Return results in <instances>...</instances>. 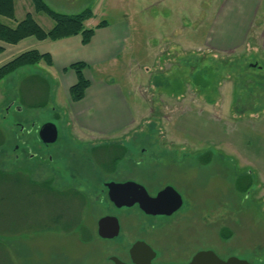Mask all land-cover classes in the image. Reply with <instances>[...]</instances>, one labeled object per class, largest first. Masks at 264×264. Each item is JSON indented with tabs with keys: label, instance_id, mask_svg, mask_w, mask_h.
Returning a JSON list of instances; mask_svg holds the SVG:
<instances>
[{
	"label": "rangeland",
	"instance_id": "obj_1",
	"mask_svg": "<svg viewBox=\"0 0 264 264\" xmlns=\"http://www.w3.org/2000/svg\"><path fill=\"white\" fill-rule=\"evenodd\" d=\"M50 2L58 9L69 4ZM22 3H18V11L24 8ZM221 3L71 0L74 14L89 8L96 21H128L133 37L128 44L170 47L162 48L165 57L158 56L155 64L149 59L139 67L140 79L134 72L132 82H128L125 66V74L117 71L118 67L109 70L108 80L124 91L137 121L134 126L111 138L74 126L71 137L79 138L81 144H95L115 143L129 136L120 141L130 154L125 156L120 173H133L147 181L150 191L161 183L171 184L186 204L171 219L154 222L155 228L148 229L147 221L136 210L118 211L95 198L98 192L93 193L92 186L101 188L93 174L96 166L87 167L84 161L72 166L77 171L71 186L88 203L86 208L77 207L73 196L71 206L58 198L49 204L43 201L42 220L37 215L20 220L0 205V264H112L109 256L126 259L125 252L135 237L148 239L167 256H180V260L201 250L212 251L221 260L233 257L250 264L264 263V49L257 44L264 31V0L253 15L247 44L224 54L206 48L210 25ZM24 9L33 12L32 6ZM36 19L44 29L52 23L43 14ZM179 41L181 49L175 46ZM40 69L39 65L23 67L0 81V169L3 164L10 165L15 145H20L16 135L26 138L15 132V121L55 123L59 128L57 153L61 156L67 149H63L70 137L66 127L73 126V120L67 113L66 90ZM90 77L97 75L92 72ZM44 101L43 108L27 106ZM29 138L36 152V137L32 134ZM134 158L141 160L139 165H133ZM32 165L29 174L34 181L52 179V186L58 190L70 183L67 173L52 178ZM128 167L132 169L124 171ZM238 180L249 183L243 193L236 188ZM59 214L64 218L59 221L61 227L66 218L78 216L83 231L88 232L87 239L73 232L50 231L52 216ZM107 216L118 221L120 236L115 240H104L96 234L98 220ZM30 229L36 235L14 237L15 232Z\"/></svg>",
	"mask_w": 264,
	"mask_h": 264
},
{
	"label": "crops",
	"instance_id": "obj_2",
	"mask_svg": "<svg viewBox=\"0 0 264 264\" xmlns=\"http://www.w3.org/2000/svg\"><path fill=\"white\" fill-rule=\"evenodd\" d=\"M21 1H23L22 5L24 8L25 6H28V8L32 6L30 0H14V19L3 18L1 23L14 28L17 23L25 18L26 14H30L39 25L36 19L39 13H36L34 9L33 12L25 11L24 8L18 11V3L20 5ZM43 1L55 12L74 15L71 12V0H58L62 3H69L62 5L60 9L55 7L50 0ZM260 3L261 0H222L219 10L210 25L206 48L211 52L224 54L235 52V50L247 44L249 30L253 21L252 18ZM101 21L105 20L96 21L93 14V17L85 23L87 29H94V34L86 45L82 44L80 36L57 41H38L29 37L16 45H8L0 41V48L3 49L0 54V67L28 51H37L40 55H49L51 59L50 66H46L44 62H40L38 65L52 80L59 81V84L66 90L68 98L67 113L70 114L72 120L91 133L111 137L129 130L137 121L124 97L122 87L109 81L110 79L108 80L111 74L109 70L118 67L119 69L116 70L121 71L122 74H125L128 70V77L125 76L128 82H132L134 72V77L140 79L139 67L146 64V60L150 59L155 64L158 56L165 57L161 50L162 48H168V46L167 44H136L138 42L128 44L131 39L133 42L128 21L111 23L106 21V27L96 28ZM39 26L44 31H48L53 27V23H49L47 29H44L41 25ZM138 30L139 27L134 31ZM186 42L184 44H187ZM180 44L182 43L179 41L175 46L181 49ZM257 44L264 49V31L260 34V40ZM78 62L87 66L83 71V76L89 82V87L84 92V97L81 101L72 103L69 100L68 91L70 87L75 85L76 76L69 67ZM123 66L128 67V69L125 71ZM92 72L97 75V78L90 77ZM124 149L126 153L123 157L121 168L124 165L125 156L130 155L126 145H124ZM156 159L154 161H157ZM127 169L124 171H127ZM163 185L165 183H161L159 186Z\"/></svg>",
	"mask_w": 264,
	"mask_h": 264
},
{
	"label": "flooded vegetation",
	"instance_id": "obj_3",
	"mask_svg": "<svg viewBox=\"0 0 264 264\" xmlns=\"http://www.w3.org/2000/svg\"><path fill=\"white\" fill-rule=\"evenodd\" d=\"M18 112H20V110ZM12 124L14 125L15 129L17 128V131H15L16 133L26 135V138L19 137L18 135H16V139L19 141L18 143L20 145H15L16 147H15L14 151L12 152V155H11L12 161H11L10 165L3 164L2 168H1L2 170L0 169L1 171H3L7 175V185L5 187L7 190V194L5 195V197H6L5 200H6V203L8 204V211H9L8 213L11 216L13 215V217L15 219H17V218H19L20 220H22L23 218L28 219V218H26L28 215L30 216V219H33L35 215H37L36 218L39 220H42V217H43L42 216L43 215V211H42L43 204L41 202V197H40V191L41 190H39V189L35 190L34 189L35 187H31L29 185H24V183H23L24 180H26V178L30 177L29 173H31V171L33 170V169H29V165L31 163L33 164L32 166L34 167V170H36L38 172L42 171V174L48 173V175L52 178L61 176L62 175L61 172L68 174L70 183L67 186L62 185L63 187H61V188H67L69 193H70V195H69L70 199L68 201L69 206H71V196L73 195V192L74 191L77 192L75 187L71 186V178L73 180L75 179L74 177H75L76 171H77V169L75 167H72V166H78L79 164L81 165L85 162L88 165L87 167H89L90 164H92V166L93 165L96 166L97 172H95L93 174L96 178V181L99 184H101V188L98 189L96 186H92L93 187V193L98 192V195L95 198L98 199L99 202L102 204L103 203L105 204V202L109 203L112 207H114L118 211L136 210L138 213H140L144 217V219L147 221V228L148 229L150 228L151 230H153L155 228L154 222L165 220V219H171L173 216L178 214L181 211V209L183 208L182 206H184L186 204V201L175 190V187L172 186L171 184H165L163 186H158L156 189H153L152 191H150L148 186H147V184H148L147 181L138 179V177L135 176V174H133V173H131V175L130 174L124 175L123 174L124 172L120 173L121 164H122V160L124 157V155H123L124 144L122 142H120L122 140L120 138H119L120 141L117 140L115 143H111L110 141L109 142H107V141L102 142L101 141V142L95 143V144H90L88 142H87V144H85V143L81 144L78 141V140H80L79 138L77 140L76 138L71 137V131L73 132L74 126H76L78 129L83 130L85 132H90V131L81 127L79 125V123H77L76 121L73 120L71 122V124L73 126L66 127V125H65L66 129H68L70 137H68V139L66 141L67 143L65 144V147H63V149H65V148H67V149H65V152L60 156L59 153H57V146L59 144V128L57 127V125L55 123H53L51 121H47V122H44L41 124V123H37L35 120H30V121L26 120L23 123L15 121V122H12ZM46 124H52L56 127L57 138H56L55 142H53V143H45L39 137V131H40L41 127L46 125ZM32 134L35 135V137H36L35 141H33L35 144H37V151L36 152L34 151L32 140L29 138ZM128 137L129 136H127L125 139H127ZM109 138H111V137H109ZM106 139H108V138L106 137ZM85 148L88 149L87 152H86ZM78 153H80V155ZM127 153H128V151H127ZM72 157H77V158L75 160V158L73 159ZM66 159H69V164L67 166L65 164ZM29 161L31 162L30 164H28ZM134 162L136 165H139L141 160L140 159L137 160L136 158H134ZM114 163H115V165H114ZM130 169H132V168H129L127 170H130ZM14 176L21 177L20 184L16 185L13 183ZM61 178L63 179V177H61ZM31 180H33V179L31 178ZM47 180L52 181V179H41V180H39V182H43V181H47ZM35 181L38 182L37 180H35ZM58 181L64 182V180H60V179ZM127 182H132V183H135L137 185L142 186L145 189L148 196L152 197V198L156 197L157 194L159 192L163 191L166 187H171L180 196L181 201H182V205L176 212H174L173 214H171L169 216L145 214L143 211H141L139 209L138 205H136V204L131 206V207L116 208L114 206V204L111 203L109 200L108 188L106 185L109 183L123 184V183H127ZM85 186H87V185H85ZM54 188H56V187H54ZM29 189H31L30 192H28ZM99 197H100V199H99ZM82 199L83 198L80 196H75V195L73 196V200H74L73 202L76 203L77 207L86 208L88 203ZM33 200H36L39 202L33 203ZM29 202H30V204H28ZM29 208H30V211H29ZM14 215H16V217ZM107 217H112V216H107ZM63 219L64 218L62 216L61 217H53L52 220H50V221L52 224H57L60 226V224H61L60 222ZM46 222H48V221H46ZM81 230L82 231L85 230L83 223H82V220L78 216H76L75 218H71V216H70V217L66 218V222H65L64 227L60 226L59 230L53 231V232L59 233L60 231H63V232H67L68 234H71V232H73V233H77L80 236H83L84 237L83 239L86 240L88 232L87 231L82 232ZM28 232H30V233H28ZM96 234H97V232H96ZM31 235H36V233L32 229L25 231V232L20 230V232H18V233L15 232L14 237H17V236L22 237L23 236V238H24V237H28ZM119 236H120V228H119L118 236L114 239H111V240H115V239L119 238ZM136 238L137 237L132 239L134 241L130 244L129 248L126 250L127 252H125L126 253L125 254L126 259H122L118 256L111 255L108 258L109 261L112 264H114L111 259L117 258L118 260H120L124 264H135L130 257L129 251H130L131 247L136 242L145 243L151 249V251L154 253L153 257L150 260V264H187L191 261V259L194 257V255H196L198 252H201V250L195 251L189 257V259L180 260V256H175V257L167 256L166 253L163 252L162 248L151 244L148 239H146V238L145 239H136ZM104 240H106V239H104ZM169 250H171V248ZM186 251L187 250H185L183 252V254H186ZM138 260L139 259H137V261ZM223 260H226V259H223ZM256 264H264V263H256Z\"/></svg>",
	"mask_w": 264,
	"mask_h": 264
},
{
	"label": "trees",
	"instance_id": "obj_4",
	"mask_svg": "<svg viewBox=\"0 0 264 264\" xmlns=\"http://www.w3.org/2000/svg\"><path fill=\"white\" fill-rule=\"evenodd\" d=\"M33 9L36 13L43 14L47 16L53 23V27L44 31L31 17L30 14H26L25 18L17 23L14 28H10L3 23L0 22V41L6 43L8 45H16L23 39L32 37L38 41L50 40L57 41L65 38H70L74 36H80L81 42L83 45L89 43L91 37L94 34V29H87L85 27V23L93 17V13L91 9L86 8L82 12L74 15H66L53 11L49 8L43 0H30ZM0 18H5L9 20L14 19V0H0ZM107 26L106 21H101L96 28H104ZM3 52V49L0 48V54ZM40 62H44L46 66L51 65V59L49 55H40L37 51H28L20 54L19 56L12 59L10 62L2 65L0 67V81L4 79L6 76L15 72L18 69L29 66H37ZM87 66L84 63H75L72 64L69 69L72 70L76 76V83L72 87H70L68 91L69 100L72 103L79 102L84 97V92L89 87V82L84 78L83 71ZM44 102H34L27 106L31 108H43L45 107ZM126 150L123 149V155H125ZM115 165V163H114ZM21 177L14 176L13 183L20 184ZM24 185H29L31 187H35L34 189H39L41 202L46 201L49 204L52 201L57 202L56 199L61 198L63 201H69V191L67 188H62L63 190H58L54 188L51 184V180L36 182L31 180L30 177L24 180ZM242 180H238L236 183V188L239 192L243 193L246 188H248L249 183L242 184ZM7 185V175L0 170V205L4 204L6 209H8V204L6 203L7 194L6 190ZM31 189L28 190L30 192ZM72 195V194H71ZM80 196L82 195L79 192L74 191L72 196ZM39 201L33 200V203H37ZM30 204V202L28 203ZM52 217H61V214L58 216ZM47 223V222H45ZM53 230L57 231L59 229V225L52 224ZM56 227V228H54ZM45 228L46 225H45Z\"/></svg>",
	"mask_w": 264,
	"mask_h": 264
},
{
	"label": "water",
	"instance_id": "obj_5",
	"mask_svg": "<svg viewBox=\"0 0 264 264\" xmlns=\"http://www.w3.org/2000/svg\"><path fill=\"white\" fill-rule=\"evenodd\" d=\"M40 139L45 143H53L57 138L56 127L46 124L39 131ZM108 197L116 208L131 207L138 205L139 209L148 215L169 216L176 212L182 205L180 196L171 188L166 187L156 197H149L145 189L132 182L123 184L109 183ZM119 224L113 217H104L97 222V235L101 239L111 240L118 236ZM130 257L135 264H150L154 253L143 242H136L129 251ZM137 259H139L137 261ZM114 264H124L117 258L111 259ZM187 264H250L237 258L221 260L212 251L198 252Z\"/></svg>",
	"mask_w": 264,
	"mask_h": 264
}]
</instances>
